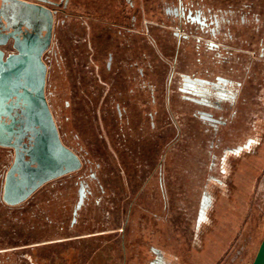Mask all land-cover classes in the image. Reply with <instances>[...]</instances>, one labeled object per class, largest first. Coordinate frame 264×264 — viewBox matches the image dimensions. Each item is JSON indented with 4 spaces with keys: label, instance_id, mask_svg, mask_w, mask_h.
Here are the masks:
<instances>
[{
    "label": "rangeland",
    "instance_id": "obj_1",
    "mask_svg": "<svg viewBox=\"0 0 264 264\" xmlns=\"http://www.w3.org/2000/svg\"><path fill=\"white\" fill-rule=\"evenodd\" d=\"M203 1L210 8L233 3ZM64 13L48 56L46 95L60 138L82 167L10 207L2 191L13 156L0 147V264H146L153 244L137 234L149 223L172 264H251L264 237V119L261 144L249 159L257 168H238L221 186L208 183L210 174L221 175L228 144L243 141L239 133L255 119L244 115L249 127L236 136L221 132L218 141L179 91L180 74L226 67L214 65L211 53L196 54L193 42L180 44L158 22L125 21L118 38L115 0H71ZM245 91L253 109L264 79L250 80ZM81 181L89 192L74 215ZM206 186L217 214L200 235L210 245L196 246Z\"/></svg>",
    "mask_w": 264,
    "mask_h": 264
},
{
    "label": "flooded vegetation",
    "instance_id": "obj_2",
    "mask_svg": "<svg viewBox=\"0 0 264 264\" xmlns=\"http://www.w3.org/2000/svg\"><path fill=\"white\" fill-rule=\"evenodd\" d=\"M23 1L41 6L45 10L28 4H17L24 13L17 18L11 17L8 22H3L0 25V43H3L1 48L7 56L19 54L21 51L17 46L20 47L23 44H27L31 39L36 46L35 48L38 47L42 51L41 61L47 68V85L49 71L47 61L56 33V26L59 22L57 18L62 13L65 17L69 16L64 11L67 10L71 0ZM235 1L241 4L236 5ZM263 1L233 0V3L230 2L231 6L225 9L205 6L203 0H158V3L153 0L146 5L143 2L140 5L138 0H115L119 9L115 21L121 22L120 25H116L117 30L119 29L116 35L118 38L122 36L123 23L125 21L132 23L133 26L141 21L148 24L158 22L155 26L165 29L171 28L172 34H174L180 44L182 42L183 44L193 42L196 54L202 55L203 51L211 53L214 65L227 68V70L225 68V71L217 73L180 74L179 91L181 92V97L196 106V116L203 121L206 127L220 141L219 135L221 132H230V134L236 136L238 128L248 127L246 123L249 122L243 123L242 118L244 115L239 114L238 109L240 106L245 109L248 108L249 104L245 105L246 101L249 103V97L247 98L245 95L248 82L250 80L258 81L264 79ZM141 8L143 12L148 10V14H139ZM46 9L52 12L51 23H49L50 15ZM65 21L66 18L61 19L59 25L64 24ZM233 25H237L236 28L241 29L244 33L242 32L241 36L236 34L233 31ZM127 32L133 35L138 33V31L131 28H127ZM253 37H255V41H252ZM236 41L240 45L235 46L234 43ZM252 44L255 46H252ZM120 45L122 46V44ZM109 60L108 66L111 65V60H113L112 53L109 55ZM198 60L202 61V58L200 57ZM236 64H240L241 68H238ZM236 73L239 76L241 75L242 78L239 79L241 76L239 78L234 77ZM262 94V97L260 95L258 97L260 99L255 101L254 108L251 109L253 114L260 113V110L264 114V91ZM18 111L16 109L15 116ZM7 122L10 123L9 120ZM256 122L255 120L252 125H249L254 129ZM16 130L18 131V128ZM19 134V132L11 134L6 142L14 143L16 135ZM16 144L20 151L25 144H29V141L27 137H24L21 143ZM2 148L8 150L9 157L13 156L12 162L4 175L5 182L7 172L14 162L15 148ZM81 183L84 182L81 181ZM86 190L89 192L87 185ZM32 195L18 205L9 206H22Z\"/></svg>",
    "mask_w": 264,
    "mask_h": 264
},
{
    "label": "water",
    "instance_id": "obj_3",
    "mask_svg": "<svg viewBox=\"0 0 264 264\" xmlns=\"http://www.w3.org/2000/svg\"><path fill=\"white\" fill-rule=\"evenodd\" d=\"M17 4L45 10L23 0H0V25L11 17L22 16L24 12ZM46 11L51 23L52 12ZM2 46L3 43H0V146L15 148L14 162L3 185L2 199L6 204L15 206L45 184L80 170L82 161L60 138L45 95L47 68L41 61L42 51L35 48L31 39L27 44L17 46L21 51L19 54L7 56ZM16 109L19 111L15 116ZM17 132L20 134L16 135L15 142L7 143L11 134ZM24 137L29 144L19 151L16 143H21ZM86 197V185L81 183L74 215L81 209ZM251 264H264V237Z\"/></svg>",
    "mask_w": 264,
    "mask_h": 264
},
{
    "label": "crops",
    "instance_id": "obj_4",
    "mask_svg": "<svg viewBox=\"0 0 264 264\" xmlns=\"http://www.w3.org/2000/svg\"><path fill=\"white\" fill-rule=\"evenodd\" d=\"M241 76V75H240ZM239 74H235L234 77L239 78L240 77ZM249 110L251 111L249 113ZM249 110L245 109L243 106H240V108L238 109L239 114L246 115V114H250V117H253V119H255L257 122V124L255 125V128L253 130H251V128H249V132H240L238 137H244L243 141H238L239 139H237V141H235V143H229L227 149H225V151L227 150L228 153H226L225 157L223 158V160L225 161V164H223L224 161H222L220 164V171H221V175H212L211 174L208 178V183H214L216 182L217 185L221 186L222 183H224L226 180L223 177H230L232 175L233 172L237 171L238 168H242V167H249V168H257V164H252L253 161H249V159H253L252 157V152L256 151L259 147V145L261 144V130H260V126L259 123L264 119V114H262L261 110L260 113L258 114H253L252 110L249 108ZM249 127V126H248ZM252 131V132H251ZM215 161V157L213 159ZM248 163V164H247ZM215 163L212 162L211 165V171L214 169L215 167ZM225 167H226V171H225ZM225 174V176H224ZM225 192V190H224ZM216 199H215V195L214 194H210L209 191L207 190V186L205 187V190L203 192V196H202V201L200 203L199 209H198V215H197V221H196V240H195V245H205L204 240H200L201 238V233L203 232V229L205 230V225L208 226L209 224H213L210 223L211 221L214 220L213 216L214 214H217L216 209ZM147 229L144 231H146V233L142 234V232L139 234H137L140 237L145 238V240L149 241L150 243L152 242L153 245L148 246V248L150 249V254L151 257L148 258V262L146 264H172V262L170 261V258L167 259L166 254H168L169 256V252H167L165 249H163L162 247H160V245L157 244L156 240L154 241L151 236L154 234V236L156 235L157 231L155 230V228L153 227V225L147 224L146 225ZM153 228V229H152ZM161 230V229H160ZM165 241V240H163ZM167 242H164V246L165 247ZM168 244V243H167ZM210 244H206L205 246H209ZM138 257V261L143 263V259H145L142 254H137ZM142 260V261H141Z\"/></svg>",
    "mask_w": 264,
    "mask_h": 264
}]
</instances>
